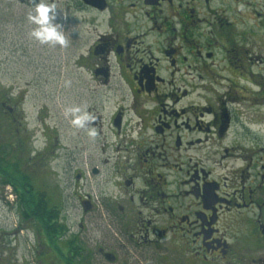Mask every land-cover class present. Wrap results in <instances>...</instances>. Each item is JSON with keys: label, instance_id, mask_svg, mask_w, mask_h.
<instances>
[{"label": "flooded vegetation", "instance_id": "1", "mask_svg": "<svg viewBox=\"0 0 264 264\" xmlns=\"http://www.w3.org/2000/svg\"><path fill=\"white\" fill-rule=\"evenodd\" d=\"M104 5L94 10L88 111L93 173L106 184L110 169L112 186L96 192V203L89 195L77 202L107 230L94 255L75 238L63 255L47 245L48 264H264V128L235 109L264 100V0ZM59 116L67 123L47 124ZM70 120L35 121L41 132L88 133Z\"/></svg>", "mask_w": 264, "mask_h": 264}, {"label": "rangeland", "instance_id": "2", "mask_svg": "<svg viewBox=\"0 0 264 264\" xmlns=\"http://www.w3.org/2000/svg\"><path fill=\"white\" fill-rule=\"evenodd\" d=\"M56 4V22L63 26L65 46L41 45L29 37L30 3L0 0V149L6 159L0 171V264H48L50 253L40 222L32 223L21 214L16 186L5 184L18 181L16 169L25 173L33 196L46 194L49 206L59 212L64 229L60 246L75 238L86 254L94 255L96 236L107 230L96 229V212L86 214L77 202L79 196L89 195L96 203V192L109 194L112 186L110 169L104 175L109 177L106 184L96 181L92 137L78 136L69 127L59 133L37 130L43 126L35 121L38 115H64L71 106L88 110L96 101L94 73L88 70L89 52L96 41V12L80 7L78 0H56ZM3 102L15 109V118L5 113ZM235 109L238 114L253 115V123L264 128V100L243 101ZM58 121L67 123L59 116L47 124ZM77 171L84 176L80 185L75 181Z\"/></svg>", "mask_w": 264, "mask_h": 264}, {"label": "clouds", "instance_id": "3", "mask_svg": "<svg viewBox=\"0 0 264 264\" xmlns=\"http://www.w3.org/2000/svg\"><path fill=\"white\" fill-rule=\"evenodd\" d=\"M26 19L33 25L28 35L41 45L65 46L67 38L63 26L57 23L56 0H30ZM65 118L71 117L70 123L77 129L88 128V135H97L94 127H89L96 118L87 110V106H71L65 109Z\"/></svg>", "mask_w": 264, "mask_h": 264}, {"label": "trees", "instance_id": "4", "mask_svg": "<svg viewBox=\"0 0 264 264\" xmlns=\"http://www.w3.org/2000/svg\"><path fill=\"white\" fill-rule=\"evenodd\" d=\"M4 161V163H6L5 155ZM22 172L23 171H20V169H16V173H18V175L16 174V180L18 181L15 182L9 180V182L6 181L5 184H11L12 186H16L15 191L17 201L21 205V214L23 212L24 217L31 219L32 223L38 224L39 221V224L48 239L47 245L59 255H63V251L61 249V246L59 245V239L61 235L64 234V229H62L63 227L60 223L59 212L49 206L48 200L46 198L40 197L35 193L33 196L34 191L29 181L27 180L25 173ZM6 176L9 177V175ZM36 220L38 221L36 222Z\"/></svg>", "mask_w": 264, "mask_h": 264}, {"label": "water", "instance_id": "5", "mask_svg": "<svg viewBox=\"0 0 264 264\" xmlns=\"http://www.w3.org/2000/svg\"><path fill=\"white\" fill-rule=\"evenodd\" d=\"M82 2L92 9H103L105 6V0H82ZM85 210L88 211L89 209L86 208Z\"/></svg>", "mask_w": 264, "mask_h": 264}]
</instances>
